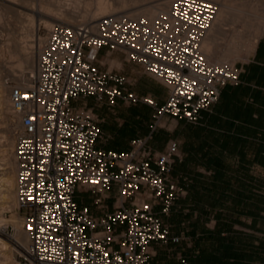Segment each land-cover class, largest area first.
Returning a JSON list of instances; mask_svg holds the SVG:
<instances>
[{
	"label": "built area",
	"instance_id": "obj_1",
	"mask_svg": "<svg viewBox=\"0 0 264 264\" xmlns=\"http://www.w3.org/2000/svg\"><path fill=\"white\" fill-rule=\"evenodd\" d=\"M218 10L214 0H173L154 19L115 13L57 22L39 37L34 71L10 92L19 117L17 211L29 240L23 245L9 236L19 264H151L153 243L180 242L164 219L185 193L174 175L179 142L153 148L152 131L125 151L99 146L108 137L85 100L109 108L119 101L149 105L153 130L164 116L198 123L223 86L241 82L237 63H213L202 48ZM103 49L124 53L162 83L165 102L138 94L134 80L105 69Z\"/></svg>",
	"mask_w": 264,
	"mask_h": 264
},
{
	"label": "crops",
	"instance_id": "obj_2",
	"mask_svg": "<svg viewBox=\"0 0 264 264\" xmlns=\"http://www.w3.org/2000/svg\"><path fill=\"white\" fill-rule=\"evenodd\" d=\"M113 53L103 49L100 56ZM240 68L241 82L223 86L219 100L202 111L198 123L164 116V126L170 123L174 129L158 128L152 135L156 149L171 138L179 142L182 159L174 174L185 193L164 217L181 240L153 243L151 264H183L182 258L188 264H264V35ZM124 71L138 76L133 86L138 94L165 102L167 88L141 66L128 61ZM144 79L152 84L143 86ZM120 102L133 106L122 101L117 106ZM85 103L100 116L108 137L99 146L128 150L132 139L150 134H130L140 115L117 117L109 127L106 112L115 114L117 106L98 105L92 97ZM134 106L151 111L143 103Z\"/></svg>",
	"mask_w": 264,
	"mask_h": 264
},
{
	"label": "rangeland",
	"instance_id": "obj_3",
	"mask_svg": "<svg viewBox=\"0 0 264 264\" xmlns=\"http://www.w3.org/2000/svg\"><path fill=\"white\" fill-rule=\"evenodd\" d=\"M45 1L47 0H29V2L27 1L28 3L27 2L25 3L24 0H0V16H1L0 17L1 20L0 21V94H6L10 96L12 87L16 86L17 84H20L23 81V80L22 81L19 80V76L23 77L25 76V74H29L30 72H33L31 71L30 67L26 65H23V67L17 66L18 63L17 61L19 56L18 54L16 55V53L14 52V48L16 44L17 45L20 44L19 45L20 47L24 45L27 50H32L33 47H35L38 50V44L40 39L39 37L43 36L46 29L49 27H47L46 24L35 15V13L33 12V7H35L36 9L43 8L45 6L44 5ZM87 1L89 2L88 4H86ZM97 1L98 0H55V3L57 5L61 4L60 5L61 8L59 7L61 10L63 9L65 10L68 8H70L71 10L73 9L85 10V9H94ZM118 1L119 0H109V2L114 4H117ZM158 1L160 0H127V3L129 4H127L126 8L122 9L121 12H126L130 14V12H132L130 10L136 7V5L138 6L140 4H148V3L150 4V2L155 3ZM220 1H224V2L226 1L228 3H234L236 5L242 4L245 5L246 8L249 7L247 10H251V8H257L259 12L264 13V0H219V1L216 0L215 2H217L218 6H220L219 4ZM77 3H80V5ZM66 6L68 7L66 8ZM248 19H250V21L252 22L254 20V18H251V16L247 18L246 14L240 16L239 19L238 17L234 18L232 15L229 17L228 19L229 21L226 22V26H225L226 34L224 36L223 35L220 36L221 40L220 38L218 39V43L216 45L217 53L215 55H212L210 58L207 57L211 62L216 63L220 54L224 50H226V48L229 47V45L231 44V39L236 33L241 31L243 34L244 33L246 35L249 34L250 26L248 24L249 22ZM57 22L60 21H54V23ZM32 27L36 28L34 33L32 31ZM243 55L244 54L242 53V56ZM125 58L126 57L124 53L115 51L110 57L100 56V62L105 69L113 70L115 72H124V74H126L128 77L134 80V82H136L135 84L138 85L139 84V81H137L138 76L136 74H130L124 71L125 63H128L127 60L124 61ZM243 60L244 58H238L234 62L230 61L228 63H237V65L241 67V62ZM131 64H135V63L131 62ZM13 69L15 70V74L12 73ZM141 82H143L144 83L143 86L146 87L147 86L149 87L152 84L150 81L145 79L142 80ZM142 107L143 106H134V105L132 107H129L120 102L119 105L115 108L114 111L115 114L111 110H108L106 112L107 121L109 122L108 126L109 127L114 126V122H117L116 120L117 117L124 118L125 116L131 119L132 118L135 119L137 118V115H140V117L136 119L138 121H135L134 123L137 124L144 123L147 116L145 115V113L141 112V110H143ZM149 107L152 112L153 118L156 121L155 111L151 106ZM14 121L15 119L11 116H8V112L4 108V105L0 102V153H6L5 158L8 156V158L6 159L8 165L7 164L4 165L5 162H0V168L2 169L7 166H9L10 168H14V172L16 176L14 147L11 146L10 144L12 139L11 129L15 128V125L12 126ZM157 128H162L164 130L174 129L173 125H171L170 123L164 126V120H161ZM131 131H134V129H131ZM12 132L13 134H15L14 133L15 130ZM129 132L130 130L127 133ZM82 195L83 194H78L77 198L80 200L82 198ZM87 199L88 202L90 203L91 197L89 195L87 196ZM2 200H3V193L0 190V215L2 217H5L6 219H10L13 216L19 217V213L17 211V204L13 208L9 206L1 208ZM109 203L112 204V200H109ZM15 233H16V229L13 230L11 226H7V228L3 231L0 230V238L7 242V248L6 250H4V252L7 254L6 256H4V258L3 257L2 259L0 258V264H12V263L19 264V260H18L19 249L15 247V245L11 242V239L9 237L10 235L15 236L16 235Z\"/></svg>",
	"mask_w": 264,
	"mask_h": 264
},
{
	"label": "bare ground",
	"instance_id": "obj_4",
	"mask_svg": "<svg viewBox=\"0 0 264 264\" xmlns=\"http://www.w3.org/2000/svg\"><path fill=\"white\" fill-rule=\"evenodd\" d=\"M27 1L29 2V0H24L25 3ZM172 2L173 0H160L155 3L150 2V4L149 3L140 4L138 6L135 4L136 7L132 8V10H130L132 12L129 11L130 14L129 13L128 14L131 16L145 15V16L150 17L151 19H154L157 16H159L161 13L168 11ZM88 3L89 2L87 1L86 4ZM77 4L80 5V3H77ZM127 4H129L127 3V0H119L117 4L111 3L109 2V0H98L94 9L75 10L72 7L73 10H71L70 8L61 10L60 9L61 4L57 5L55 3V0H47L45 1V4H44L45 6L43 5L44 6L43 8L36 9L35 7H33V12L38 18H40L46 24L47 27L51 28L54 25V21H60L63 23H74L78 20L93 21L99 17L109 15V14L126 13V12H121V10L126 8ZM219 4L220 6H219L217 18L203 41V45H202L203 51L206 57L208 58H210L212 55H215L217 53L216 45L218 43V39L220 38V36L222 35L224 36L226 34L225 26H226V22L229 21L228 20L229 17L232 15L234 18L238 17L239 19L240 16H242L243 14H246L247 18L251 16V18H254L255 20V23H254V20L252 22L250 21V19H248L249 20L248 24L250 26L249 34L247 33L248 35H246L245 33L243 34L240 31L236 33L234 36L232 35L233 37L231 39V44L229 45L228 48H226V50H224L220 54L216 63H228L230 61L234 62L238 58L246 59L255 49V46L259 38L262 35H264V13L259 12L257 8H251V10H247L249 7L246 8V6L242 4L236 5L234 3H228L226 1L225 2L220 1ZM67 7L68 6H66V8ZM35 30L36 28L32 27L33 33L35 32ZM41 42H42V38L39 39V44H41ZM19 45L16 44L14 48V52L16 53V55L18 54L19 56L18 61H17L18 62L17 66L23 67V65H26L30 67L31 71H34L38 50L35 47H33L32 50H27L24 45L21 44L22 45L21 47ZM242 53L244 54L243 56H242ZM12 73L15 74L14 69L12 70ZM19 80L21 81L24 80V76L23 77L19 76ZM0 102L4 105V108L8 112V116H11L15 119L12 125V126L15 125V128L11 129L12 131H14L16 128L19 127V117L16 116L11 109L10 96L6 94H0ZM12 131H11L12 139H11L10 144L11 146L14 147L15 134H13ZM5 154L6 153H0V162H5L4 165L8 163L6 162L7 161L6 159L8 158V156L5 158ZM15 177L16 176H15L14 168H10L9 166L4 167L2 169L0 168V190L3 193V200H2L1 208L7 207V206L13 208L17 204L15 201L16 199L15 198L16 197ZM10 223H12L16 229L15 238L18 239L23 245H27L29 242L28 235L26 234V232L22 230V227H21L22 220L20 217L13 216L10 219H6L5 217L1 216L0 217V230L1 231L5 230L8 224ZM0 244H1L0 245V258L2 259V257L4 258V256H6L7 254L4 252V250H6L7 248V242L0 238Z\"/></svg>",
	"mask_w": 264,
	"mask_h": 264
},
{
	"label": "trees",
	"instance_id": "obj_5",
	"mask_svg": "<svg viewBox=\"0 0 264 264\" xmlns=\"http://www.w3.org/2000/svg\"><path fill=\"white\" fill-rule=\"evenodd\" d=\"M145 115L147 116L145 122L137 124L136 128L134 129V131L132 133H130V134L135 135L138 130H141L145 134H148L149 132L151 133L153 131L152 135L153 136L155 135V133L157 132L158 128L153 130V126H154L155 120L153 118L152 112L150 111L149 114L145 113ZM111 149H115V150H118V151H125V150H121V149H118V148H111ZM174 169H175V166H174Z\"/></svg>",
	"mask_w": 264,
	"mask_h": 264
}]
</instances>
